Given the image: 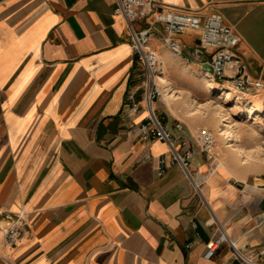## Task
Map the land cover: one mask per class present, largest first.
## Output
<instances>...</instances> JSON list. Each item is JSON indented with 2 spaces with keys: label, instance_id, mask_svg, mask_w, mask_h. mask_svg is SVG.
I'll return each instance as SVG.
<instances>
[{
  "label": "crops",
  "instance_id": "crops-1",
  "mask_svg": "<svg viewBox=\"0 0 264 264\" xmlns=\"http://www.w3.org/2000/svg\"><path fill=\"white\" fill-rule=\"evenodd\" d=\"M163 4L221 13L264 80V0ZM115 7L116 0H0V264H238L229 240L264 264V173L245 166L242 154L220 145L214 169L195 146L191 170L205 178L201 192L177 165L157 175L169 146L143 140L146 112L126 106L142 100L143 76ZM151 33L167 80L168 65L201 59L198 32L180 36L182 58L165 47L161 24ZM172 94L171 104L163 93L176 116L168 114L170 125L180 120L191 137L202 122ZM155 105L162 109V100ZM14 224L25 229L17 247L5 240ZM222 233L227 239L206 259Z\"/></svg>",
  "mask_w": 264,
  "mask_h": 264
},
{
  "label": "built area",
  "instance_id": "built-area-1",
  "mask_svg": "<svg viewBox=\"0 0 264 264\" xmlns=\"http://www.w3.org/2000/svg\"><path fill=\"white\" fill-rule=\"evenodd\" d=\"M160 0H116L115 14L124 18L131 31L134 53L142 67L144 90L142 100L126 103L131 112H146L145 118L139 122L138 130L145 141H163L169 146L166 155L158 158L156 169L158 176H163L169 166H179L194 188L201 192L204 177L196 175L191 170L192 161L197 149L205 155L207 162L217 167V136L213 129L201 126L191 137L185 134L184 123L176 120L170 125L168 113L156 107V101L163 97L159 76L163 71L161 55L150 46L151 29L155 24H161L166 32L164 45L174 58H182L186 46L180 36L187 31L198 32L200 44H195V50L203 60V65L211 67V76L221 87L228 89L239 100L249 101L253 96L264 93V80L256 76L242 54L239 52L240 33L228 25L219 12H213L207 17L196 13L180 10L169 4L160 7ZM135 22H145L149 25L143 30H136ZM196 146V147H195ZM236 183H241L236 181ZM264 189V185L262 186ZM221 230L222 226L220 225ZM25 229L21 224L12 225L5 234L6 242L12 246L20 245ZM222 233L220 238L212 241L204 255L206 259L215 256L219 245L226 240ZM238 264H260L253 256L238 249L229 240Z\"/></svg>",
  "mask_w": 264,
  "mask_h": 264
},
{
  "label": "rangeland",
  "instance_id": "rangeland-1",
  "mask_svg": "<svg viewBox=\"0 0 264 264\" xmlns=\"http://www.w3.org/2000/svg\"><path fill=\"white\" fill-rule=\"evenodd\" d=\"M201 61L203 60L190 59L187 62L168 65L167 77L170 80L166 92L171 88L172 93L176 92L181 97V102L188 103L190 108L197 112V115L188 118L199 119L201 126L206 125L214 130L218 138L216 150L220 145H230L231 147L224 146L223 151L231 152L241 160V155L237 154L239 152L249 160V164L245 166H253L256 171L264 173V94L259 95L263 99L261 104L256 101L255 96L249 101L239 100L212 78L210 71L205 70L206 67ZM204 70L207 75L203 74ZM207 83L212 86L209 90ZM171 92L169 91L170 94ZM175 97L174 95V99ZM160 100L162 109L174 116L163 97L158 99L156 104L160 105ZM217 118L219 127L215 129L213 122ZM223 124L229 126L225 127ZM220 129L227 133L219 135ZM231 138L234 140H230Z\"/></svg>",
  "mask_w": 264,
  "mask_h": 264
},
{
  "label": "bare ground",
  "instance_id": "bare-ground-1",
  "mask_svg": "<svg viewBox=\"0 0 264 264\" xmlns=\"http://www.w3.org/2000/svg\"><path fill=\"white\" fill-rule=\"evenodd\" d=\"M163 69V71H162V73L160 74V76H159V82H160V85H161V87H162V91H163V93H164V90H165V95L167 96V99L169 100V102L172 104L173 103V100H175L174 99V95L173 94H170L169 92L167 93L166 91H167V87H168V85H169V83H168V80L165 78V76H164V68H162ZM205 71V70H204ZM205 73H206V71H205ZM212 88V86H209V89H211ZM226 94H228V93H226ZM264 93H262V94H259V95H263ZM259 95H256V96H259ZM163 98L165 99V97H164V95H163ZM166 103H167V100H166ZM224 121V120H223ZM223 126H229V125H225V124H223ZM223 129H220V133H219V135H225L226 133H227V131H222ZM230 140H234V138H231ZM217 141H218V138H217ZM218 146V145H217Z\"/></svg>",
  "mask_w": 264,
  "mask_h": 264
},
{
  "label": "water",
  "instance_id": "water-1",
  "mask_svg": "<svg viewBox=\"0 0 264 264\" xmlns=\"http://www.w3.org/2000/svg\"><path fill=\"white\" fill-rule=\"evenodd\" d=\"M195 44L196 45L200 44V39L199 38L196 40ZM204 66L206 67L205 70L210 71V73L212 72L211 67L208 64H205Z\"/></svg>",
  "mask_w": 264,
  "mask_h": 264
}]
</instances>
